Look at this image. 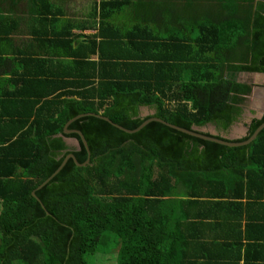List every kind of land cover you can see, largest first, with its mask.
Returning a JSON list of instances; mask_svg holds the SVG:
<instances>
[{"label":"trees","instance_id":"trees-1","mask_svg":"<svg viewBox=\"0 0 264 264\" xmlns=\"http://www.w3.org/2000/svg\"><path fill=\"white\" fill-rule=\"evenodd\" d=\"M183 1L157 4L164 17L188 18L184 31L191 38L163 39L183 43L187 58L84 65L91 74L67 82L81 90L73 93L78 99L63 100L50 79L40 81L46 92L37 99L0 93V264H89V257L112 243L117 264H182L189 242L174 241L165 200L178 197V188L199 198L203 182L221 185L235 176L240 183L238 177L264 159V130L247 146L227 147L159 122L128 134L96 117L131 131L158 118L189 131L213 125L225 132L241 118L252 87L238 82L237 75L264 74V0ZM102 22L99 36L106 40ZM89 44L90 53L101 52L102 42ZM105 66L113 74L104 75ZM142 108L154 114L142 117ZM86 114L94 116L74 120L69 130L85 136L90 163L78 167L70 159L37 190L69 154L80 164L88 161L78 134L64 137L79 140V151L59 136ZM263 123L264 116L253 119L247 136L232 142L247 141Z\"/></svg>","mask_w":264,"mask_h":264},{"label":"crops","instance_id":"crops-1","mask_svg":"<svg viewBox=\"0 0 264 264\" xmlns=\"http://www.w3.org/2000/svg\"><path fill=\"white\" fill-rule=\"evenodd\" d=\"M160 10L157 0H0V22H5L0 23V93L37 99L46 92L40 81L50 79L63 100L78 99L73 93L81 90L67 82L87 78L92 69L84 65L187 58L183 43L163 39L191 38L184 31L188 18L164 17ZM101 22L106 40L99 36ZM93 40L102 42V53H90ZM105 67L104 75L113 74V68ZM237 79L252 87L243 115L226 132L206 127L207 133L232 141L246 137L252 120L264 116V74L240 73ZM68 139L66 144H75V138ZM238 179L231 176L210 187L203 182L199 198L178 188V197L165 200L162 208L173 221L174 241L189 242L180 255L182 264H264V159Z\"/></svg>","mask_w":264,"mask_h":264},{"label":"water","instance_id":"water-1","mask_svg":"<svg viewBox=\"0 0 264 264\" xmlns=\"http://www.w3.org/2000/svg\"><path fill=\"white\" fill-rule=\"evenodd\" d=\"M141 111L145 112L146 111V108H143ZM154 114V113H153ZM145 115V114H144ZM85 116H94V114H86V115H80L78 116L77 118L73 119L72 121H70L66 126H65V129H64V132L63 134H60L59 136L60 137H63L65 142L66 140L70 141L71 139H68L67 137H64V135H69V134H72V133H76L79 135L80 139H81V143L83 144V146L85 147V149L87 150L88 154H89V159L88 161L86 162V164H80L78 162V160L75 158L74 154H69L64 162L62 163V165L59 167V169L49 178L47 179L42 185H40L38 187L37 190H41L43 187H45L49 182H51L60 172L61 170L65 167V165L67 164V162L70 160V159H73L74 162L76 163V165L78 167H83V166H86L90 163V156H91V151H90V148H89V145H88V142L85 138V136L83 135L82 132L80 131H71L69 130V125L74 121V120H77L81 117H85ZM142 117H146L148 116V114H146V116H143L141 115ZM96 117L98 118H101L103 120H105L106 122L110 123L111 125L115 126L116 128H118L119 130L121 131H124L128 134H134V133H137L139 131H141L143 128H145L149 123L151 122H159V123H162V124H165L167 125L168 127L174 129V130H177L179 132H182L184 134H187V135H190L192 137H196V138H199V139H203L205 141H210V142H214V143H217V144H220V145H224V146H227V147H242V146H247L249 144H251L253 141L256 140V138L259 136V134L264 130V123L256 130V132L247 140V141H244V142H241V143H236V142H232V140H222V139H218L216 138V135H213V136H206L205 133H206V128H203V129H199V128H194L193 130L189 131V130H186V129H182L180 127H177V126H174V125H171V124H168L166 123L165 121L161 120V119H158V118H151L147 121H145L138 129L134 130V131H131V130H127L125 129L124 127L122 126H119L115 123H113L110 119L106 118V117H102V116H97ZM263 116L259 119H262ZM210 126V125H209ZM213 127V126H212ZM214 128V127H213ZM248 131H249V128H248ZM74 143L73 144L75 147H73V145H71V143L67 142L68 146L76 150H81V143L79 140L75 139L74 140ZM36 190V191H37ZM36 191L33 192V197L37 199V201L41 204L42 208L46 211V208L44 207V205L42 204V202L40 201V199L37 197L36 195ZM47 215L50 216V214L47 212Z\"/></svg>","mask_w":264,"mask_h":264},{"label":"rangeland","instance_id":"rangeland-1","mask_svg":"<svg viewBox=\"0 0 264 264\" xmlns=\"http://www.w3.org/2000/svg\"><path fill=\"white\" fill-rule=\"evenodd\" d=\"M146 111L148 112V115L152 114V111L150 112L149 109H146ZM104 238L107 239L108 237L104 236ZM110 241L112 242V238L110 239ZM105 243L107 244V240ZM114 248L115 245L114 243H112L111 249L106 247L104 253L99 252L96 255L89 257V264H117V253H114V251L112 250Z\"/></svg>","mask_w":264,"mask_h":264}]
</instances>
